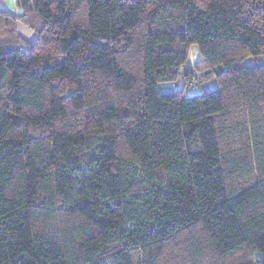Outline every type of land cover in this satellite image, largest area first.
I'll use <instances>...</instances> for the list:
<instances>
[{
	"label": "trees",
	"instance_id": "16d2710c",
	"mask_svg": "<svg viewBox=\"0 0 264 264\" xmlns=\"http://www.w3.org/2000/svg\"><path fill=\"white\" fill-rule=\"evenodd\" d=\"M16 3L0 264H264V0Z\"/></svg>",
	"mask_w": 264,
	"mask_h": 264
},
{
	"label": "rangeland",
	"instance_id": "374dc122",
	"mask_svg": "<svg viewBox=\"0 0 264 264\" xmlns=\"http://www.w3.org/2000/svg\"><path fill=\"white\" fill-rule=\"evenodd\" d=\"M7 1H8V5H10L11 7L14 8L13 11L15 13H20L21 12L20 8L17 6L16 0H7ZM17 23H18L17 29L21 28L22 30H24L25 34L19 29L23 33V35H24V37L26 39H28L29 41H32L33 38H34V36H32V33H33V35H35L34 30L29 25H26L25 23H22V22H17ZM199 57H200V53H199V51L197 49V46L193 45V47L191 49V54L189 56V60L192 61V59H196V58H199ZM215 83H216V81L213 78L211 82L206 83V84H204L201 87H195V86L185 87V92L184 93L188 94V95L195 94V93H197V92H199L201 90L209 89L211 86L215 85ZM163 86H165V84L161 85L160 87H163Z\"/></svg>",
	"mask_w": 264,
	"mask_h": 264
},
{
	"label": "crops",
	"instance_id": "0c3cea01",
	"mask_svg": "<svg viewBox=\"0 0 264 264\" xmlns=\"http://www.w3.org/2000/svg\"><path fill=\"white\" fill-rule=\"evenodd\" d=\"M0 7H4V8H6V9H8L9 11H11V12H13V13H15L14 11H13V7H11L10 5H8V1L7 0H0ZM23 33H24V30H22L21 28H19ZM18 29V30H19ZM19 30V32L23 35V33L21 32ZM25 34V33H24ZM24 36V35H23ZM32 36H34L33 35V33H32Z\"/></svg>",
	"mask_w": 264,
	"mask_h": 264
},
{
	"label": "built area",
	"instance_id": "2783aa9c",
	"mask_svg": "<svg viewBox=\"0 0 264 264\" xmlns=\"http://www.w3.org/2000/svg\"><path fill=\"white\" fill-rule=\"evenodd\" d=\"M178 85H180V82L177 81V80L171 82V86H173V87L178 86ZM183 86H185V87H192L193 86V82L191 80L184 81L183 82Z\"/></svg>",
	"mask_w": 264,
	"mask_h": 264
}]
</instances>
